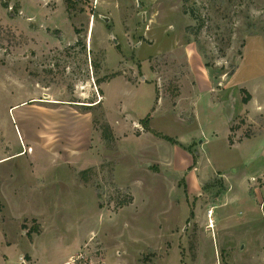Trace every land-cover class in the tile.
Returning a JSON list of instances; mask_svg holds the SVG:
<instances>
[{"label": "rangeland", "instance_id": "rangeland-1", "mask_svg": "<svg viewBox=\"0 0 264 264\" xmlns=\"http://www.w3.org/2000/svg\"><path fill=\"white\" fill-rule=\"evenodd\" d=\"M263 163L264 0H0V264H251Z\"/></svg>", "mask_w": 264, "mask_h": 264}, {"label": "crops", "instance_id": "crops-1", "mask_svg": "<svg viewBox=\"0 0 264 264\" xmlns=\"http://www.w3.org/2000/svg\"><path fill=\"white\" fill-rule=\"evenodd\" d=\"M109 18V17H108ZM38 101H46V100H41L37 99ZM251 147L250 144H247L246 148ZM264 172V163L260 167L257 168L252 174L248 175L249 179H252V177L259 175ZM253 182V181H252ZM256 183L253 182V185ZM257 189H259V186H256ZM263 189V188H262ZM264 190V189H263ZM259 193V192H258ZM257 193V197L255 198L256 201H258L257 206L259 208V212L257 213V216H251L252 210H254L253 204H251V199L248 198L247 196H240L238 199V205H241L244 213H243V218L244 221L248 223H251L250 229L246 231V235L244 236L241 234L239 239H243L240 241V245H242V242H245L246 244L243 245L242 253L239 254V257H241V260L244 262L246 260L247 256L249 257L248 259L251 261V264H264V235L262 236L261 231L259 230L260 227L264 226V208H263V203H264V195L261 196L260 193ZM261 205V207H260ZM225 206V205H223ZM256 206V207H257ZM214 212V211H213ZM231 217L230 213H226L224 217V222L226 224V221L228 223V220ZM258 217V218H257ZM212 220V218L210 217ZM209 219V221H210ZM258 219H260V223H258ZM243 220V219H242ZM231 221V218L229 219ZM262 229V228H261ZM249 234V236H248ZM247 238V239H245ZM250 246V247H249ZM241 247V246H240ZM251 251L250 254L247 255V251ZM262 250V251H261Z\"/></svg>", "mask_w": 264, "mask_h": 264}, {"label": "built area", "instance_id": "built-area-1", "mask_svg": "<svg viewBox=\"0 0 264 264\" xmlns=\"http://www.w3.org/2000/svg\"><path fill=\"white\" fill-rule=\"evenodd\" d=\"M252 180L253 182L257 183V186L264 188V173L260 175L259 177H256V176L252 177ZM263 208H264V203H263Z\"/></svg>", "mask_w": 264, "mask_h": 264}, {"label": "bare ground", "instance_id": "bare-ground-1", "mask_svg": "<svg viewBox=\"0 0 264 264\" xmlns=\"http://www.w3.org/2000/svg\"><path fill=\"white\" fill-rule=\"evenodd\" d=\"M209 213H210V214H209V216L211 217V215H212L213 211H210ZM208 227H210V228L212 227V222H211V219H210V223H209V226H208Z\"/></svg>", "mask_w": 264, "mask_h": 264}, {"label": "water", "instance_id": "water-1", "mask_svg": "<svg viewBox=\"0 0 264 264\" xmlns=\"http://www.w3.org/2000/svg\"><path fill=\"white\" fill-rule=\"evenodd\" d=\"M104 19L106 20V21H109V18L108 17H106V16H104ZM203 140H201V142H202Z\"/></svg>", "mask_w": 264, "mask_h": 264}, {"label": "trees", "instance_id": "trees-1", "mask_svg": "<svg viewBox=\"0 0 264 264\" xmlns=\"http://www.w3.org/2000/svg\"><path fill=\"white\" fill-rule=\"evenodd\" d=\"M249 101V98L247 97V98H245V102H248Z\"/></svg>", "mask_w": 264, "mask_h": 264}]
</instances>
